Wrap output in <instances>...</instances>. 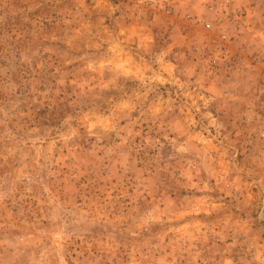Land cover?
<instances>
[{
	"label": "rangeland",
	"instance_id": "374dc122",
	"mask_svg": "<svg viewBox=\"0 0 264 264\" xmlns=\"http://www.w3.org/2000/svg\"><path fill=\"white\" fill-rule=\"evenodd\" d=\"M0 264H264V0H0Z\"/></svg>",
	"mask_w": 264,
	"mask_h": 264
}]
</instances>
